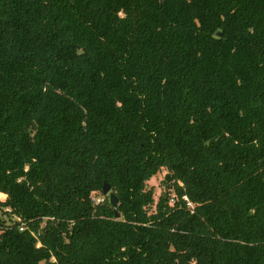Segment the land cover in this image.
I'll return each mask as SVG.
<instances>
[{
	"label": "trees",
	"instance_id": "obj_1",
	"mask_svg": "<svg viewBox=\"0 0 264 264\" xmlns=\"http://www.w3.org/2000/svg\"><path fill=\"white\" fill-rule=\"evenodd\" d=\"M0 206V264H264V0H0Z\"/></svg>",
	"mask_w": 264,
	"mask_h": 264
},
{
	"label": "rangeland",
	"instance_id": "obj_2",
	"mask_svg": "<svg viewBox=\"0 0 264 264\" xmlns=\"http://www.w3.org/2000/svg\"><path fill=\"white\" fill-rule=\"evenodd\" d=\"M166 168H161V170L156 173L155 175H153L147 183L148 187H152L154 189V196L156 199H158L160 193L162 192L163 188H164V177H165V173H166ZM4 195L2 194L1 197H3ZM105 196H109V194H104L101 192H96L95 193V197L96 198H104ZM110 198V196H109ZM0 217H5L6 219L10 220V217H15V215L10 216L9 214L4 212V209L0 206Z\"/></svg>",
	"mask_w": 264,
	"mask_h": 264
},
{
	"label": "water",
	"instance_id": "obj_3",
	"mask_svg": "<svg viewBox=\"0 0 264 264\" xmlns=\"http://www.w3.org/2000/svg\"><path fill=\"white\" fill-rule=\"evenodd\" d=\"M102 191L104 194H109L110 196V203L115 206V215L117 217L120 216V212L117 209V206L119 204V196L117 193L112 189V185L109 181L105 180L103 183Z\"/></svg>",
	"mask_w": 264,
	"mask_h": 264
},
{
	"label": "built area",
	"instance_id": "obj_4",
	"mask_svg": "<svg viewBox=\"0 0 264 264\" xmlns=\"http://www.w3.org/2000/svg\"><path fill=\"white\" fill-rule=\"evenodd\" d=\"M94 199L96 200V201H100L101 200V198H96V197H94ZM19 219H20V217H18ZM20 229H25L26 228V226H25V223L23 222V223H21L20 224ZM33 234H35V235H37V233L35 232V231H33ZM37 244H41V241L40 240H38L37 241Z\"/></svg>",
	"mask_w": 264,
	"mask_h": 264
}]
</instances>
